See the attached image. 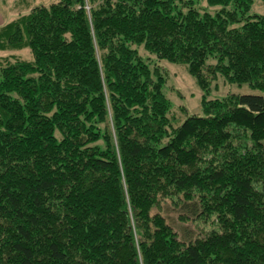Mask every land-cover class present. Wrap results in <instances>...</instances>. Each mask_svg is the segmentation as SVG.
Returning a JSON list of instances; mask_svg holds the SVG:
<instances>
[{
  "label": "trees",
  "instance_id": "trees-1",
  "mask_svg": "<svg viewBox=\"0 0 264 264\" xmlns=\"http://www.w3.org/2000/svg\"><path fill=\"white\" fill-rule=\"evenodd\" d=\"M252 3L54 0L0 26V51L30 57L0 61V264H264ZM139 47L186 66L200 113L170 112ZM219 80L250 93L208 99ZM162 200L216 228L182 240Z\"/></svg>",
  "mask_w": 264,
  "mask_h": 264
},
{
  "label": "rangeland",
  "instance_id": "rangeland-1",
  "mask_svg": "<svg viewBox=\"0 0 264 264\" xmlns=\"http://www.w3.org/2000/svg\"><path fill=\"white\" fill-rule=\"evenodd\" d=\"M54 0H0V26L14 20L20 13H27L31 8L38 5H48ZM202 6H204L202 4ZM210 11V9H207ZM251 14H263V0H253ZM139 54L148 59L152 67L157 66L163 70L166 77V83L163 88L164 94L171 104L170 112L180 115L182 118L186 115L200 113V105L203 99V92L197 86L194 78L189 75L186 66L175 65L167 61L157 60L155 56L148 54L141 47L138 48ZM12 56L21 59H28L27 50L21 51H0V61L12 60ZM229 93H250L247 86L237 87L236 85H227L219 80L216 84H211V91L207 95L208 99L221 98ZM189 210V209H188ZM188 210H183L177 203L171 200L160 201L157 211L161 213L167 223L178 233L179 237L186 240L202 236L209 230L215 229L213 219H191L188 216ZM187 212V213H186Z\"/></svg>",
  "mask_w": 264,
  "mask_h": 264
}]
</instances>
